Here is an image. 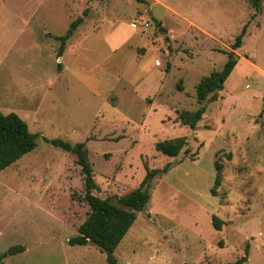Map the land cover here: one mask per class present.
<instances>
[{
    "label": "rangeland",
    "instance_id": "374dc122",
    "mask_svg": "<svg viewBox=\"0 0 264 264\" xmlns=\"http://www.w3.org/2000/svg\"><path fill=\"white\" fill-rule=\"evenodd\" d=\"M84 11L57 57L55 37ZM230 52L217 100L195 128L182 124ZM0 111L37 135L0 171V264H108L96 245L68 244L88 206L76 156L55 138L83 143L100 199L168 167L116 264H264V0H0ZM177 138V156L157 150Z\"/></svg>",
    "mask_w": 264,
    "mask_h": 264
},
{
    "label": "trees",
    "instance_id": "16d2710c",
    "mask_svg": "<svg viewBox=\"0 0 264 264\" xmlns=\"http://www.w3.org/2000/svg\"><path fill=\"white\" fill-rule=\"evenodd\" d=\"M142 2V0H137ZM252 5L257 9L258 0H252ZM86 11L73 20L63 36L55 37L60 45L57 50V57H61L64 45L71 37L72 33L82 24ZM245 27L235 38L231 48L238 49L241 46V38ZM237 64L232 52L228 54V59L220 71L210 73L203 77L195 88L196 101L200 107L194 112H180L178 120L195 128L201 120L204 112L205 102H215L217 92L223 89V84L231 74ZM37 135L29 132L27 124L15 113L3 114L0 111V171L16 163L25 154L33 151L36 147ZM52 146L60 148L66 152L75 154V163L80 169L83 179V200L88 206L86 219L77 228V235L68 240L70 246L87 245L92 243L105 253L108 264H116L113 252L124 235L127 233L136 218V213L145 209L149 201L152 183L154 179L160 178L168 169H156L147 171L146 175L138 185L125 196L115 197V202L110 199H100L92 194L96 189L95 181L92 177V169L87 162L83 143L70 144L61 139H45ZM187 144L185 138H177L172 141H165L156 144V148L164 155L175 157ZM219 184L215 180V186ZM215 190L213 189V194ZM222 221L216 216L212 217V225L219 230ZM23 251L22 247H14L10 252ZM246 257H241L232 264H241Z\"/></svg>",
    "mask_w": 264,
    "mask_h": 264
},
{
    "label": "crops",
    "instance_id": "0c3cea01",
    "mask_svg": "<svg viewBox=\"0 0 264 264\" xmlns=\"http://www.w3.org/2000/svg\"><path fill=\"white\" fill-rule=\"evenodd\" d=\"M115 45L111 46L112 48L114 47Z\"/></svg>",
    "mask_w": 264,
    "mask_h": 264
}]
</instances>
